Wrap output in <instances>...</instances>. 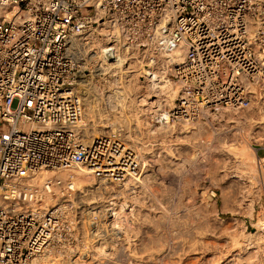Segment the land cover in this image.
Segmentation results:
<instances>
[{
	"label": "built area",
	"instance_id": "built-area-1",
	"mask_svg": "<svg viewBox=\"0 0 264 264\" xmlns=\"http://www.w3.org/2000/svg\"><path fill=\"white\" fill-rule=\"evenodd\" d=\"M179 49L165 64L179 95L150 122L250 108L264 91V0H0V264L83 238L74 169L119 184L144 171L122 131L85 140V93Z\"/></svg>",
	"mask_w": 264,
	"mask_h": 264
},
{
	"label": "bare ground",
	"instance_id": "bare-ground-1",
	"mask_svg": "<svg viewBox=\"0 0 264 264\" xmlns=\"http://www.w3.org/2000/svg\"><path fill=\"white\" fill-rule=\"evenodd\" d=\"M103 43H104L103 40L102 41L98 40L96 42V44L94 45V48H101L103 46ZM151 56L147 60H141L138 62H133L130 64V66L127 65V68L124 71V73H126V75L123 77V81H122L123 84H126L129 81H131V84L134 86V94H133L134 99L133 100L131 99L132 103H130V101L129 102L125 101V99L123 102H121V100L119 99V95H118L119 93L117 92V90L108 91L107 93H98V92L96 93L95 89H94L95 91L93 89L91 90V88H90L91 86L88 88V90L85 93V98H84L85 118L88 121V125L86 127L84 136H85V140H93L99 136L106 135V134H109V133L117 131V130L122 131V135H123L122 138L125 141H128V143H129V141L130 142L132 141L131 142L132 145L137 150H139L141 160L145 164L148 161V157L153 158L152 165H153V162L159 163V167L157 166L158 167L157 171L160 172V174H161L162 170L159 171V169L166 168L167 166H169L173 162V159H174L172 157L173 151H179L181 153L185 152L186 156H188L189 152L192 151L194 146L195 147H201L200 144L202 142L205 144L206 142H204L202 140V137H203L202 133L205 130L208 131V129H204V127L207 126V124L206 125L204 124L203 127H201L203 124H201V126H199L198 123H197V125H198L197 127H196V123L193 124L194 126L189 125V124H181V125L177 126L178 124L177 125H175V124L169 125V124H165V123H163V125L157 126V124L150 122V119L153 117L154 113L155 114L160 113L159 111L165 110L166 108L171 107L175 97L177 96V93L179 90L178 83L175 81H172V79L168 75H166V73L169 72V69L165 66V64L167 62H170V61H172V62L181 61L185 56V50L179 49L175 54H173L171 56H165V55H156V56L151 55ZM144 62H147V63H144ZM260 94H261L260 95L261 97L259 98V96H257V98L253 102V105L250 108H248L249 110L253 108V112H251V110L249 111V112H251L250 115H248L249 114L248 112H246L247 115H245V113H244L245 111L237 110V109H231V108L223 109V110H220L218 113H214L212 116V119H214V122H216V124L219 125V126L215 125V129L218 131L223 130V127L225 125H228L229 122L232 121V123L235 122L236 125L233 126V124L230 123L233 127H231V125H230V129L223 130V132L220 131V133H222L225 138L229 137L228 139H230L232 141L234 140L237 142L239 140V135H240L239 133H244L245 137L249 136L251 139H253L252 141H254V142L262 141L263 140L262 138H264V91H262ZM127 96H129V95H127ZM129 98L126 97V99H129ZM100 102H102V103H100ZM128 103H130V104H128ZM117 110H119V114L123 112L125 122H120L121 119L119 120V122H117L118 120L115 121V118L113 119L111 117L113 111H117ZM124 112H126V113L124 114ZM164 114L168 118L167 113L164 112ZM219 114H221V116L223 117L222 121L218 120L219 118L217 116ZM233 114L237 115V116H235V119L232 117V116H234ZM226 116L228 118H224ZM215 120H217V121H215ZM223 120H225L226 122L224 123ZM239 124H241V125H239ZM118 126L120 128L123 127V128H121L122 130L117 129ZM237 126L244 128V130L242 128L241 129L238 128ZM227 127H224V128L227 129ZM207 131H206V134L207 133L209 134L210 131L209 132H207ZM220 133H217V134H220ZM203 135H205V133H203ZM172 136H176V138L172 139L171 138ZM205 139H207V138H205ZM228 139H225L226 141L225 140L224 141L228 142ZM205 141H207V140H205ZM232 141H230V142H232ZM203 143H202V145H203ZM150 148L154 149L157 152L156 153L148 152ZM230 150H233V149L228 150L229 153L231 154V155L230 154L229 155L230 156H232V154L235 155V158L233 157L235 159L234 160L235 161L234 162V165H235L234 168L235 169H232L233 171L231 172V169H229V168H228L229 170H227V168L222 170L221 169L222 166H221L220 170H222V171L219 172V176L223 180L227 179L226 182H229L230 178L235 177L240 182V190H241V192H243L244 196L247 194L250 195L251 194L250 190H251L252 186L254 185L253 182H255L254 180H258L260 178L264 180V172H263V175H261V173L259 171V165H261L260 167L264 168L263 167V161L264 160L260 159V157H259L258 165L256 166V162L250 158V155L248 153L246 146H240V147H238L237 150L234 149L235 151H233V153H231ZM222 155L224 157L223 158V160H224L225 155L223 153H222ZM183 156H185V155H183ZM230 156H228V157L231 160L232 157H230ZM223 160H221V162ZM178 162L180 163V165H181V163H183V165H184L185 158L179 159ZM224 162L226 163V161H224ZM232 162L233 161H231V163ZM228 163H226L227 166H228ZM155 164H157V163H155ZM173 165H175V164H173ZM183 165H181V166L178 165L177 167L180 168ZM248 165L250 166V168L247 167ZM229 166H230V163H229ZM171 167L174 168V166H170V169H171ZM225 167L226 166H224V168ZM153 168H154V166H153ZM96 170H104V169L98 168V169L89 170L88 168H78V169L73 170V172L77 176L76 184L79 182L78 183L79 185L76 186L78 188V191H77L76 197H75V203H76L77 209H78L77 213H78V216L80 218V222L82 223V225L83 224L86 225V223H84L86 219L89 218L91 220V223H90L91 225H89V229L91 230V228H92V232H93L92 237H93V234L95 235L94 238L97 236V238H96L97 239V245L94 244V245H96V247L93 248V246H92L93 244L90 242L91 244H89V245H90V247L92 246V248H93L92 250L90 249L91 251H89L87 248H86V250H87L86 253L77 252L79 250H77V251L75 250L73 258L71 256L70 259H68L67 261L62 260L65 263L60 262L59 259L51 257L52 253L50 254L48 252V253H45L46 255H44V256H37L35 258H32L33 260L31 261L30 264H37L38 260H39V262H40V260L47 262L45 264H95V263H97V261H99V259L103 255L108 256L109 254L113 253V251H115V250H112V249L114 247L120 245L121 242H127L130 244L133 242L132 236L136 233V230L139 229L138 226L136 227V224H137L136 223V217L137 216L135 217V215L137 213H139V211H136L137 210L136 204H137V202L140 201V199H142L140 196L136 195L138 193V191H136V189L138 190L140 188L139 186L142 182L145 184L146 181L149 180L148 177H150L151 175L148 176L146 174L147 171H145V170L142 172L139 170L138 173L130 175L128 177L129 178L128 180L119 184L118 182H114L110 178L109 174H103V173L98 174V173H96ZM152 170H154V169H152ZM152 172H150V173L151 174L156 173V172H153V173ZM91 176L94 178L93 180L91 179ZM78 178H79V181H78ZM154 179H155V177H154ZM158 179H159V177H158ZM150 180H152V179H150ZM154 181L157 182L156 180H154ZM159 181L160 180H158L157 184H160ZM160 182H163V181H160ZM154 186L155 185L153 184V187ZM144 187H146V186H144ZM157 188H158V186H157ZM157 188H155V189H157ZM163 188H164V186H163ZM144 189H146V188H144ZM257 189L259 190L260 188H257ZM160 190L158 189L159 193L161 192ZM163 190H162V192H163ZM235 190H237V189H235ZM140 191H142V190H140ZM238 191H236V192H238ZM126 192L128 195L130 194L129 198L127 197V199L124 196H122L124 193L126 195ZM152 192H153V190H152ZM154 192H157V191L155 190ZM132 193H135V195H133ZM143 193L144 192H142V194ZM254 193L256 194V192H254ZM131 194L133 196H131ZM153 194H155V193H153ZM160 194H162V193H160ZM163 194H165V192ZM238 195H240V194L238 193ZM238 195H236V196L238 197ZM151 196H153V195H151ZM245 197H247V196H245ZM161 198L164 199L163 195L161 196ZM238 199L239 198H237L235 200H238ZM161 200H159V201H161ZM163 201L165 202V200H163ZM237 202L238 201H236V203ZM239 202H240V200H239ZM143 203H145L144 200H143ZM156 204L157 203H155V205ZM164 204L162 203V205H164ZM145 205H146V203H145ZM160 205L161 204H159V206ZM162 205L160 208L165 209L164 207H162ZM141 207H139V208H141ZM152 207H153V205H152ZM155 207H157V205ZM234 207L236 209V207L238 208V205L237 206L234 205ZM248 207L250 210L249 212L252 213L253 212V198L251 199V203ZM143 208H141V209H143ZM149 208H147V209H149ZM147 209H146V211H147ZM151 209H149V210H151ZM154 209L155 208L153 207L152 212ZM163 209L160 211H163ZM146 211H143V212L145 213ZM148 211L146 213H148ZM195 211H197V209ZM159 212H155V213H159ZM141 213L142 212L140 211V215H141ZM150 213H151V211H150ZM160 214H159V216H161ZM197 214H200L199 210L197 211ZM162 215L165 216L164 214H162ZM144 216L146 217L149 215L145 214L142 217H144ZM145 217L142 219H141V217H140V219L139 218H137V219L144 222L143 220H145ZM154 217H156V215ZM202 217L204 218L205 216L201 215V217H199V220ZM152 218H150V219L153 221ZM161 218L162 217H160L159 220H161ZM164 218L165 217H163L162 219H164ZM156 219H158V218H156ZM145 221H147V220H145ZM154 221L156 222L157 220H154ZM198 222L196 225H198ZM88 223H89V221H88ZM144 224H146V223L144 222ZM147 224H149V221ZM85 225H83V226H85ZM191 225H193V224H191ZM83 226H82V228H83ZM90 226H91V228H90ZM156 226H154V227H156ZM144 228H145V226H144ZM154 230H157V229H154ZM83 232H85V231H83ZM156 232H158V230ZM84 234H86V233H84ZM87 234H89V233H87ZM89 236H91V235H89ZM231 237H233L232 239L234 242H236L239 246H242V247H238L239 249L242 248V249L246 250V251L244 250L245 251L244 253H238L236 250L237 254L235 256L241 257V258L238 257V259H242L244 262H246L248 264L249 258L254 257L255 255H258L257 254L258 252H260V253L262 252L261 254L264 257V223L258 222L257 225L255 226L254 232L249 233L248 235H243V236L241 235V238L243 240H241L239 238V236H237L236 234H234V236H231ZM86 238H87V236H86ZM159 240H160V238H159ZM153 242H155V241H153ZM230 243H231V241H230ZM137 245H139V244H137ZM191 247H192V245H191ZM233 248L235 249L236 247H233ZM189 250H190V248H189ZM45 251H47V250H44V252ZM131 251H133V250H131ZM186 251H188V250H186ZM71 252H73V250ZM133 252H136V250ZM240 252H242V251H240ZM66 253H68V252H66ZM69 254H72V253H69ZM136 254H137V252H136ZM261 254H259V255H261ZM39 255H41V254H39ZM131 256H133V255H131ZM235 256H232V257L236 258V260H237V257H235ZM262 256H259V257H262ZM103 257H106V256H103ZM182 257H183V255H182ZM255 257L257 258V256H255ZM150 260H151V258H150ZM242 260H241V263H242ZM35 261H37V262L35 263ZM225 262H227V261H225ZM165 263L167 264V262H165ZM258 263H256V264H258ZM259 264H261V263H259ZM262 264H264V262Z\"/></svg>",
	"mask_w": 264,
	"mask_h": 264
},
{
	"label": "rangeland",
	"instance_id": "rangeland-1",
	"mask_svg": "<svg viewBox=\"0 0 264 264\" xmlns=\"http://www.w3.org/2000/svg\"><path fill=\"white\" fill-rule=\"evenodd\" d=\"M169 77L172 79V81H175L178 83L179 90H180L181 85H180V82L178 81V78L172 77V76H169ZM122 81H123V78L120 81L114 80L113 84H109V89H110V91L117 90V92L119 93L118 95H119V99L121 100V102H123L125 99V101H128V102L130 101V103H132L131 101L134 99V95H133L134 94V86L131 84V81H129L126 84H123ZM101 82L104 83L103 80H101ZM96 87H97V85L95 86V88L93 86L90 88H91V90L95 89L96 93H97L99 91V89L97 90L98 87L97 88ZM179 90H178L177 96L179 95ZM127 95H129V96H127ZM260 95H258L259 98L261 97ZM126 97L127 98L130 97V98L126 99ZM100 103H102V102H100ZM130 103H128V104H130ZM174 104H175V102L173 101L172 106L166 108L165 110H169L170 108L173 107ZM16 106H17V100H15L13 102V108H15ZM224 109H228V108H224ZM119 110H117L118 112L113 111L111 117L113 119L115 118V121L118 120L117 122H119L120 119L122 120V121L120 120V122H125L123 112L119 114ZM221 110H223V109H221ZM250 110H251V112H253V108ZM250 110L245 109L242 111H245L244 112L245 115H247L246 112H248L249 113L248 115H250V113H251V112H249ZM125 113L126 112H124V114ZM233 115L234 116H232V117L235 119V116H237V115L236 114H233ZM217 117L219 118L218 119L219 121L220 120L222 121L223 117L221 116V114H219ZM224 118H228V117L226 116ZM215 121H217V120H215ZM223 121H224V123L226 122L225 120H223ZM195 123H196V127L198 125L201 126V124H203L201 126V127H203L204 124L205 125L207 124V126H205L204 129H208V131L207 130L203 131V133H205V135H203V133H202L203 137L201 136L202 140L206 143L204 144L202 142L203 145L201 143L200 144L201 147H195L194 146L192 151L189 152L188 156H186L185 152L184 153L182 152L183 153L182 154L179 151H173L172 157L174 159H173L172 163L175 165H173L171 163L166 168L159 169V171L162 170L161 174H160V172L157 171V169L159 167V163L153 162V165H152L153 158L148 157L147 163L146 164L144 163L145 168H146V169L144 168V170L147 171L146 174L148 176L151 175L150 176L151 178L148 177L149 180H147V181L145 180L146 185L142 182L139 186L140 188L138 190L136 189V191H138V193L136 195L140 196L145 201L146 205H145V203H143L142 199H140V201H139L140 203L137 202V204H136L137 205L136 211H139V213L136 212L137 214L135 215V217L137 216L136 217V223L138 224V225L136 224V227L138 226L139 229H137L136 233L132 236L133 242L131 241L132 242L131 244L127 243V242H121L120 245H118L112 249V250H115V251H113V253L109 254L108 256L103 255L106 257L102 256L99 259V261H97V263H95V264H166L165 262H167V264L168 263L169 264L170 263L171 264H184V263L185 264H215V263L216 264H222V263L223 264H225V263L226 264H247L242 259H238V257H240V256H235L237 254L236 250L238 253H244L246 250L242 249V248L239 249L238 247H242V246H239L236 242H234L232 239L233 237H231V236H234V234H236L237 236H239V238L241 240H243L241 238V235L242 236L248 235L249 233L254 232L255 226L257 225L258 222L264 223V180L261 178L258 180H254L255 181V182H253L254 185L252 184L253 186L250 190L251 194L250 195L247 194V195H245L247 197H245L243 192H241V190H240V182L238 181V179H236L235 177H232V178H230L229 182H226L227 179L223 180L220 178L219 172L226 169V168H227V170L231 169V172L233 171L232 169H235L234 168L235 167V165H234L235 155L232 154V156H230L231 154L229 153L228 150L233 149V150H230L231 153H233V151L237 150L238 147H240V146H246L247 147L250 158L256 162V166H257L258 161H259V157H260L259 155H262V154L257 153V148L260 147V145L262 143H264V138H262L263 140L261 139L263 142L262 141L254 142V141H252L253 139H251L249 136L245 137L244 133H239L240 134L239 140L237 142L234 140L232 141V140L228 139L229 137L225 138L224 135L222 133H220V131L223 132V130L230 129V125H231L230 123H232V121L229 122L228 125L224 126V127L228 126L229 128L227 127V129H225L223 127V130L218 131L215 129V125L217 126L218 124H216V122H214V119H212V117L209 120L199 119V120H195L192 122H182V121L171 122L169 125H174V124L177 125L178 124L177 126H179L181 124H189V125L194 126L193 124H195ZM197 123H198V125H197ZM232 124H233V126L236 125L235 122ZM239 125H241V124H239ZM157 126H160V124H157ZM233 126L231 125V127H233ZM237 127L240 129L242 128L240 126H237ZM121 128H123V127H121ZM242 129L244 130V128H242ZM206 131L207 132L210 131L209 134L208 133L206 134ZM217 133H220V134H217ZM171 138L175 139L176 136H172ZM205 138H207V139H205ZM225 139H228V142H225L226 141ZM205 140H207V141H205ZM229 140L232 142H230ZM131 142L129 141V143H131ZM148 152L156 153L157 151L150 148ZM222 153L225 155L224 160H223L224 157H223ZM183 155H185V156H183ZM227 155L232 157L231 160ZM181 158H185V162H184V165H183V163H181V165H183V166L179 168L177 166L178 165L181 166L180 163L178 162L179 159H181ZM221 160H223L222 161L223 163L221 162ZM224 161H226V163H228L230 161L229 162L230 166H229V163L227 166ZM231 161H233V162L231 163ZM155 163H157L158 165ZM153 166H154V168H153ZM170 166H174V168L171 167V169H170ZM224 166H226V167L224 168ZM260 166L261 165H259V171H260L261 175H263L264 168H262ZM220 167L222 170H220ZM247 167L250 168L249 165ZM152 169H154V170H152ZM152 171L156 172V173L151 174L150 172H152ZM61 176L65 177L66 174L63 173V174H61ZM154 177H155V179H154ZM158 177H159V179H158ZM91 179L93 180L94 178L91 176ZM150 179H152V180H150ZM153 179L156 180L157 182H155ZM158 180L163 181V182L159 181L160 184H157ZM76 181H77V176H76ZM78 181H79V178H78ZM78 183L76 184V186L79 185ZM153 184L156 187L155 186L153 187ZM162 185L164 186V188ZM144 186H146V187H144ZM157 186H158V188H157ZM144 188H146V189H144ZM155 188H157V189H155ZM257 188H260V189L258 190ZM154 189L158 193L154 192L155 191ZM158 189L159 190L161 189L160 193H162V194L159 193ZM235 189H237V190H235ZM140 190H142V191H140ZM152 190H153V192H152ZM162 190H163V192H162ZM236 191H238V192H236ZM142 192H144L143 193L144 195L142 194ZM164 192H165V194H163ZM254 192H256V194ZM153 193H155V194H153ZM238 193L240 195H238ZM132 194L135 195V193H132ZM132 194H131V196H133ZM129 195L126 192V195L124 193L122 196H124L127 199V197L129 198ZM151 195H153V196H151ZM162 195H163L164 199L161 198ZM236 195H238V197ZM236 197L239 199L235 200V199H237ZM252 198H253V212L251 213V212H249L250 210H249L248 206L250 205ZM159 200H161V201H159ZM163 200H165V202ZM239 200H240V202H239ZM236 201H238L239 203L238 202L236 203ZM155 203H157L156 204L157 207H155L156 206ZM158 203L161 205H162V203L163 204L165 203L164 205H162V207H164L165 209L160 208L161 205L159 206ZM152 205L155 208L153 210L154 213L152 212V209H153ZM234 205H236V206L238 205V208L236 207V209H235ZM139 207H141V208L146 207V208L141 209ZM147 208H149V209L152 208V209L149 210ZM146 209H147V211L149 210L148 213H146L147 212ZM162 209H163V211H160ZM196 209H197V211L199 210V213L205 217L204 218L202 217L199 220V217H201V215L197 214V211H195ZM142 210L146 211V212L144 213ZM140 211L143 214L141 213V215H140ZM150 211H151V213H150ZM155 212H159V213H155ZM145 214L149 215L146 217L144 216L145 220H147V221H145V220H143V221L146 224H144V222L139 220L140 217H141V219L144 218L142 216ZM159 214L161 216H159ZM162 214H164L165 216H163ZM155 215H156V217H154ZM160 217H162V218L165 217L164 218L165 220L162 218H161V220H159ZM137 218H139V219H137ZM150 218H152L153 221ZM156 218H158V219H156ZM88 219H86L84 222V223H86V225L85 224H83L85 226L82 225L83 226L82 232L85 231L82 233L83 238H81V236H80L77 240L74 241V243L72 244V247H69L68 250L64 251L63 249H60L58 247H53L52 249L47 250L45 252H42L41 255L38 254V255L34 256L33 258H35L37 256H44V255H46L45 253L49 252L50 254L52 253L51 257L59 259L60 262L65 263L64 261H67L68 259H70L71 256L73 258L75 250L76 251L79 250L77 252L86 253L87 252L86 248H87L89 251H91L97 245V239H96L97 236L94 238L95 235L93 234V237H92L93 232H92L91 226H90L91 232L86 230L87 229L86 226L91 225L90 224L91 220L90 219L88 220ZM154 220H157V221L155 222ZM88 221H89V223H88ZM148 221H149V224H147ZM197 222H198V225H196ZM191 224H193V225H191ZM144 226H145V228H144ZM154 226H156L157 228ZM154 229H157L158 232H156L157 230H154ZM84 233H86V234H84ZM87 233H89V234H87ZM89 235H91V236H89ZM86 236H87V238H86ZM159 238H160V240H159ZM153 241H155V242H153ZM230 241H231V243H230ZM90 242L93 244L92 245L93 248H92V246L90 247V245H89V244H91ZM94 244H96V245H94ZM137 244H139V245H137ZM191 245H192V247H191ZM188 247L190 248V250ZM233 247H236V248L234 249ZM72 250H73V252H71ZM131 250H133V251L136 250L137 254H136V252H133ZM186 250H188V251H186ZM240 251H242V252H240ZM66 252H68V253H66ZM69 253H72V254H69ZM261 253L258 252L257 253L258 255H255V256H257V258L255 256L249 258L248 264H256L259 261H260L259 263L262 264L264 262L263 261L264 257L262 256ZM259 254H261V255H259ZM131 255H133V256H131ZM182 255H183V257H182ZM232 256L237 257V260L238 261L240 260V261L238 262L236 260V258H234ZM259 256H262V257H259ZM150 258H151V260H150ZM32 260L33 259L29 260L26 264H30ZM62 260H64V261H62ZM241 260H242V263H241ZM225 261H227V262H225ZM36 262L37 261H35V263ZM45 263H47V262L41 261V260L39 262V260H38L37 264H45Z\"/></svg>",
	"mask_w": 264,
	"mask_h": 264
},
{
	"label": "crops",
	"instance_id": "crops-1",
	"mask_svg": "<svg viewBox=\"0 0 264 264\" xmlns=\"http://www.w3.org/2000/svg\"><path fill=\"white\" fill-rule=\"evenodd\" d=\"M257 149H258V152L257 153L258 154H262L263 150L260 147H258Z\"/></svg>",
	"mask_w": 264,
	"mask_h": 264
}]
</instances>
